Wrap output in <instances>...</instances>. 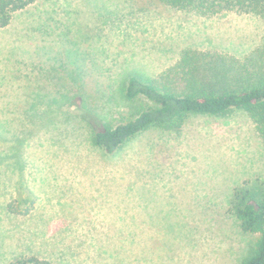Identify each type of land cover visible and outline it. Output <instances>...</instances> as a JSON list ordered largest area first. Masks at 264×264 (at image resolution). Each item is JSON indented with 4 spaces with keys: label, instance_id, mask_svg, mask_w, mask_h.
Here are the masks:
<instances>
[{
    "label": "rangeland",
    "instance_id": "rangeland-1",
    "mask_svg": "<svg viewBox=\"0 0 264 264\" xmlns=\"http://www.w3.org/2000/svg\"><path fill=\"white\" fill-rule=\"evenodd\" d=\"M263 33L252 13L203 17L159 0H36L15 13L0 29V264H241L254 237L227 202L264 183V144L244 113L152 130L113 155L91 137L129 116L130 74L153 77L188 49L242 58ZM28 194L27 215L7 211ZM143 239L176 244L148 256Z\"/></svg>",
    "mask_w": 264,
    "mask_h": 264
},
{
    "label": "trees",
    "instance_id": "trees-1",
    "mask_svg": "<svg viewBox=\"0 0 264 264\" xmlns=\"http://www.w3.org/2000/svg\"><path fill=\"white\" fill-rule=\"evenodd\" d=\"M35 1L0 0V29L10 24L15 13ZM159 1L203 17L237 9L252 13L264 22V0ZM119 94L129 107V116L115 126L94 131L91 137L92 145L107 155L115 154L126 143L149 131L179 133L190 118H228L234 112H242L249 118L264 144V33L261 43L242 58L219 51L185 50L174 64L153 77L130 74L122 83ZM52 101L51 106L58 100ZM64 103H55L57 109ZM34 104L35 107L38 105ZM6 132L0 128L2 136H6ZM9 136L17 141L16 135ZM24 164L25 161H19L16 167L20 170ZM227 203L228 212L237 221L241 234L254 237L241 264H264V183L253 181L236 186ZM33 205L30 194L26 197L19 195L7 204L6 209L13 215H27ZM182 233L171 232L169 237L175 241ZM151 242L152 239L141 242L146 252L151 249L146 254L148 256H152L155 249L167 255L176 244L166 242L167 250H163ZM8 264L57 262L30 255L17 257Z\"/></svg>",
    "mask_w": 264,
    "mask_h": 264
}]
</instances>
